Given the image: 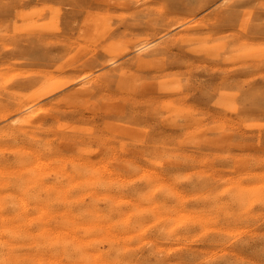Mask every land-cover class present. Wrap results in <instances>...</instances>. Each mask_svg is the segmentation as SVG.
Listing matches in <instances>:
<instances>
[{
	"label": "bare ground",
	"instance_id": "1",
	"mask_svg": "<svg viewBox=\"0 0 264 264\" xmlns=\"http://www.w3.org/2000/svg\"><path fill=\"white\" fill-rule=\"evenodd\" d=\"M216 1L0 0V264H264V0Z\"/></svg>",
	"mask_w": 264,
	"mask_h": 264
},
{
	"label": "rangeland",
	"instance_id": "2",
	"mask_svg": "<svg viewBox=\"0 0 264 264\" xmlns=\"http://www.w3.org/2000/svg\"><path fill=\"white\" fill-rule=\"evenodd\" d=\"M221 1L218 0L215 3H213L207 7H204L203 9H201L198 12L199 15L209 14V12H211L214 8H216L221 3ZM256 42L258 45L259 56L256 58L257 65H256V70H255V76H257V79H260L262 76H264V33L261 35H258V37L256 38ZM257 181H258V186H259V194L262 196L261 188H262V186H264V137L262 135V129H259V131H258ZM261 196H260V199H261L260 201H262V198H263ZM261 208H262V205L260 204L259 205L260 211H261ZM261 216H263V215H261Z\"/></svg>",
	"mask_w": 264,
	"mask_h": 264
}]
</instances>
